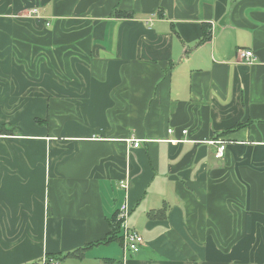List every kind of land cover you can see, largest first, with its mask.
Returning a JSON list of instances; mask_svg holds the SVG:
<instances>
[{"label":"crops","instance_id":"obj_1","mask_svg":"<svg viewBox=\"0 0 264 264\" xmlns=\"http://www.w3.org/2000/svg\"><path fill=\"white\" fill-rule=\"evenodd\" d=\"M7 114L50 127L0 134V264L103 239L125 201L140 251L80 260L264 264V0H0Z\"/></svg>","mask_w":264,"mask_h":264},{"label":"built area","instance_id":"obj_2","mask_svg":"<svg viewBox=\"0 0 264 264\" xmlns=\"http://www.w3.org/2000/svg\"><path fill=\"white\" fill-rule=\"evenodd\" d=\"M31 12L38 13L39 10L37 8H33ZM238 56L239 60L245 61L248 63L254 62L256 57L254 55V52L249 48H240L238 49ZM172 129H169V132H171ZM186 132V130L184 131ZM130 142H132V146L138 147L142 140L140 139H129ZM215 142V141H214ZM220 143V146L217 149L216 157H222L224 155V145L221 143L222 141H218ZM121 186L127 189L128 182L127 180L121 182ZM130 208L128 203L125 201L120 205V208L118 210L117 219L121 223L122 228V235H123V246L124 249L130 252H139L142 244L144 243V237L141 233H139L137 230L130 228L126 224L127 217L129 215ZM43 264H60V261L58 258L54 257H45L42 260Z\"/></svg>","mask_w":264,"mask_h":264},{"label":"rangeland","instance_id":"obj_3","mask_svg":"<svg viewBox=\"0 0 264 264\" xmlns=\"http://www.w3.org/2000/svg\"><path fill=\"white\" fill-rule=\"evenodd\" d=\"M45 118V121H38L36 118ZM4 121V124L7 127H13V131H15L16 135H21L23 134L24 130L25 132H31L30 129L26 126V122L29 123V125L32 127V129L39 131V129H44V133H47L49 127H50V119L46 116V114H43L42 116L39 114H36L32 117L29 116H21V117H15L14 114H7L3 117H1ZM13 120V121H11ZM79 122L77 121H72L69 124V128L66 132H63L62 134H72V133H78V129L76 125H78ZM24 128V129H23ZM117 250L118 249V244H116ZM100 254V251L97 249H93L91 252V256H97ZM118 256V255H117ZM60 261V260H59ZM96 261L95 259H89L86 258L85 260H80L78 258H65L62 263L60 264H95Z\"/></svg>","mask_w":264,"mask_h":264},{"label":"trees","instance_id":"obj_4","mask_svg":"<svg viewBox=\"0 0 264 264\" xmlns=\"http://www.w3.org/2000/svg\"><path fill=\"white\" fill-rule=\"evenodd\" d=\"M210 34L207 33L206 31L203 33V36L201 37V39L198 41V44L204 42L205 40L209 39ZM36 120L38 121H45V118H36ZM241 125V123H239L236 126ZM0 134H6V135H15V131H13V127H7L4 123H0ZM117 216V213H116ZM115 216V218H116ZM123 239V235H122V228H121V223L119 220L115 219L112 223H111V231L101 240L92 242V243H88L83 247L77 248L73 251H68L65 253H57V254H48L47 257H54V258H58L61 261H63L65 258H78V259H82L86 252L93 246L95 245H99L102 243H109L113 240H118V241H122ZM112 262H115L114 260H112ZM29 264H43L42 260H37L34 261L32 263Z\"/></svg>","mask_w":264,"mask_h":264}]
</instances>
